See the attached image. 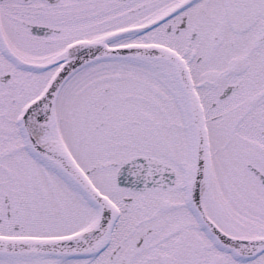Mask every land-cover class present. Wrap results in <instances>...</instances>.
I'll return each instance as SVG.
<instances>
[{
  "label": "snow or ice",
  "instance_id": "1",
  "mask_svg": "<svg viewBox=\"0 0 264 264\" xmlns=\"http://www.w3.org/2000/svg\"><path fill=\"white\" fill-rule=\"evenodd\" d=\"M0 264H264V0H0Z\"/></svg>",
  "mask_w": 264,
  "mask_h": 264
}]
</instances>
